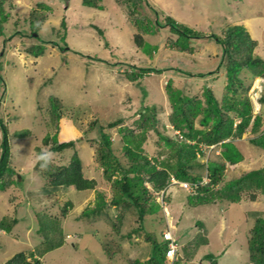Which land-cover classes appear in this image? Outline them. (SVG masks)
<instances>
[{"label":"rangeland","instance_id":"rangeland-1","mask_svg":"<svg viewBox=\"0 0 264 264\" xmlns=\"http://www.w3.org/2000/svg\"><path fill=\"white\" fill-rule=\"evenodd\" d=\"M93 1L98 6L85 0L6 2L7 7L12 5V17L2 27L0 37V121L10 137L15 184L0 190V264H13L10 261L19 254L27 255L29 262H34V255L42 264H147L153 255L147 234L161 244L175 242L176 264H249V241L256 220L264 218L263 190L243 191L245 198L240 203L217 201L215 205L192 207L191 186L173 175L167 189L154 196L160 205L157 212L145 215L141 221L134 208L125 212L112 204L120 194L113 181L123 174L120 171L108 181L99 151L105 133L110 136L116 159L124 166L131 165L123 150L121 130L141 132L142 111L152 106H157L159 132L179 136L178 131L170 129L173 109L166 91L169 81L174 89L202 101L205 88H211L219 102L226 94L225 73L216 72L223 57L222 46L207 37L196 39L191 43L192 52L179 57L176 48L168 44L176 38L170 28L151 35L153 28L158 29V22L166 26L170 17L208 36H224L241 24L259 41L256 54L264 59V0ZM134 19L138 25L132 23ZM36 26L40 31L32 36ZM136 34L144 37L143 48L136 45ZM156 45L158 50L150 58ZM34 46L38 51L44 47V54L34 57L30 52ZM145 60L148 63L144 64ZM133 66L136 69H131ZM143 67L172 71L145 74L131 82L126 72L135 74ZM181 69L186 75L179 72ZM242 77L247 79L244 73ZM255 83L250 90L254 114L262 113L264 117V104L258 100L264 96V81L258 79ZM52 97L76 109L71 110V120L53 121ZM200 119L196 127L202 129ZM113 123L117 126L111 127ZM25 130L31 135L18 138L17 134ZM262 131L264 120L258 133L252 135L248 128L243 138H236L235 147L245 159L237 165L227 163L218 188L264 168V149L250 142ZM47 136L48 145L44 141ZM55 136L58 144L76 143L86 177L97 181L95 190H54L50 185L58 169L68 166L75 153L73 149L54 152L58 145L52 141ZM2 139L0 125V159ZM144 141V155L157 159L161 169L160 162L171 151L156 130L147 131ZM206 150L205 156L214 147ZM212 158L216 160L214 154ZM146 186L152 191L151 185ZM254 192L257 199L252 201ZM103 201L107 207L101 209L102 215L94 216L92 211L99 209L98 202ZM16 219L19 221L14 225ZM209 255L214 259H207Z\"/></svg>","mask_w":264,"mask_h":264},{"label":"trees","instance_id":"trees-1","mask_svg":"<svg viewBox=\"0 0 264 264\" xmlns=\"http://www.w3.org/2000/svg\"><path fill=\"white\" fill-rule=\"evenodd\" d=\"M85 1L91 6H98L99 4L93 0ZM6 2L7 0H0V37L3 35L2 27L4 24L9 23L8 20L12 17L10 10L12 5L7 7ZM118 2L122 3V0ZM38 7L40 8L41 5H38ZM7 8H9V11H7ZM43 9L46 8L44 7ZM134 14L135 11H133L132 15ZM1 17H3V20ZM131 21L138 25L135 19ZM166 22V26L158 22V29L153 28L151 35H155L157 31L165 27L170 28L171 33L176 38L168 44L172 49L176 48L175 51L179 57L193 50L191 43L196 39L207 37L222 46L223 57L219 59L221 56H217V59L220 60V65L216 69V72L218 74L220 71L225 73L223 75L227 78L228 83L226 94L222 102H219L211 88H205V101H202L196 97H189L182 90L174 89L172 81H169L166 84V91L173 109V112L170 114V129L174 132L178 131L180 135H175L174 138L161 134L159 132L160 121L157 119V106L145 108L142 111L143 115L140 117L142 121L139 125L141 132L136 133L129 129L121 130L125 134H123L125 143L123 150L131 160V165L124 166L116 159L110 136L103 133V148L99 151V159L104 170V175L111 182L116 173L121 171L123 174L120 179L113 181V185L119 187L120 194L113 199L112 204L125 212L134 208L139 213L141 221L145 215L157 212L156 208L160 207V205L156 202L154 196L158 192L167 189L173 175L180 182L193 184L194 189H196L195 193L190 195L192 207L212 205L216 204L217 201H228L231 204L240 203L245 198L243 191L255 189L263 190L264 192V168L245 173L239 179H233L226 182L222 188H217L223 180L226 164L236 165L244 160V156L235 147L236 138H243L248 128H250L253 135L258 133L260 128L263 127V114H254L255 106L250 96V90L257 79H261L262 82L264 81V59L256 54L259 41L255 40L247 28L241 24L229 29L224 36L215 34L208 36L207 34H198V32H195L190 27L180 25L170 17L166 19ZM62 26L65 27L66 23L63 22ZM92 28L103 36V32L97 26L92 25ZM38 31H40L39 27L36 26L35 30L32 29L31 35L33 36L34 32L38 34ZM134 37L136 45L139 48H143L144 37L140 34H136ZM35 48L37 46L31 48L30 51L34 57L37 58L44 54V47H40L39 51ZM157 50V45L151 49L150 58ZM150 58L148 57L149 60H151ZM96 60L104 62L102 59L96 58ZM143 63H148V60L143 61ZM131 69L134 70L136 68L133 66ZM138 71L135 74L126 72L131 82L137 81L145 74L155 73L159 75L172 70L169 68L157 70L155 68L143 67L139 68ZM179 72H182V69ZM243 73L247 79H250L249 83L246 82L247 79L242 77ZM188 75L194 76L192 73H188ZM198 75L199 77L203 76L202 74ZM142 91L145 92L144 89ZM51 100L53 121L58 122L64 118L71 120L69 118L71 110L76 109H72L71 106L70 108L64 106L59 98L52 97ZM258 100L264 104V96H261ZM199 117H201L199 125L202 129L196 127V120ZM0 125L3 128L2 157L0 159V190L3 191L15 184L13 178L15 175L13 169L10 167L11 147L9 133L2 121H0ZM114 126H117V123L111 124V127ZM150 129L156 130V133L161 138V142L171 151L169 157L160 162L161 169L158 168L157 159L153 161L144 155L143 143L146 139V133ZM260 133L259 137L250 140V142L264 149V131ZM30 135L31 132L25 130L17 134V137L25 138ZM56 137H53L52 140L55 145L58 144V141L55 140ZM44 141L48 145L50 143V136H47ZM209 147H214L212 152H220V155L217 156V160L213 161L211 159L209 163L204 164L198 157V153H206V149ZM70 149L75 151L70 164L58 169L59 172L54 176V180H51L50 185L53 186L54 190L60 188H73L77 191L95 190L97 181L86 177L84 163L76 150L75 142L58 144L53 148V151L62 153ZM201 169H204L205 172L200 171ZM42 175L45 176L46 174L42 173ZM206 176L209 178L210 183L203 184V179ZM147 183L153 187L152 191L147 188ZM195 198L197 200L196 203L193 202ZM256 199L257 195L254 192L251 195V200L255 201ZM68 204L70 205V203ZM104 207H107L104 201L98 202L99 209L92 211L93 215H102L101 209H104ZM122 218L123 216H121ZM17 221L19 220L16 219L14 221V225ZM147 241L152 245L154 250L147 264H176V262L171 263L167 257L169 241L161 244L152 234H147ZM249 252V264H264V218L256 220L253 238L249 241ZM26 256L24 254L16 255L10 263L42 264L40 258L32 255L34 262H29ZM207 259L213 260L214 257L209 255Z\"/></svg>","mask_w":264,"mask_h":264},{"label":"clouds","instance_id":"clouds-1","mask_svg":"<svg viewBox=\"0 0 264 264\" xmlns=\"http://www.w3.org/2000/svg\"><path fill=\"white\" fill-rule=\"evenodd\" d=\"M192 51H189L187 54H189V53H191ZM258 80V79H257ZM205 154L206 153H198V157L202 160V163H204V164H207V163H209V160H211V159H213L212 158V154H214L215 155V158H216V160H217V156H219L220 155V152H211V153H209L207 156H205ZM206 161V162H205ZM214 161V160H213ZM243 162V161H242ZM242 162H240V163H242ZM240 163H238V164H240ZM229 164V163H228ZM227 165V164H226ZM231 165V164H230ZM237 165V164H236ZM226 171V170H225ZM180 183H183V182H180ZM208 183H210V180H209V178L206 176V177H204V179H203V184H208ZM185 184V183H184ZM188 186H191V188H192V191H193V193L192 194H194L195 193V191H196V189H194V187H193V184H191V183H186ZM217 188H218V186H217ZM164 193V192H163ZM191 194V195H192ZM225 202H228V201H225ZM242 202V201H241ZM218 203H219V201H218ZM228 204H230L231 205V203L230 202H228ZM234 204V203H233ZM215 205V204H214ZM171 240V239H170ZM170 245V244H169ZM168 257V256H167ZM169 259V258H168ZM170 261V260H169ZM171 263H174L175 261H170ZM210 264H213V263H210Z\"/></svg>","mask_w":264,"mask_h":264},{"label":"built area","instance_id":"built-area-1","mask_svg":"<svg viewBox=\"0 0 264 264\" xmlns=\"http://www.w3.org/2000/svg\"><path fill=\"white\" fill-rule=\"evenodd\" d=\"M177 253H178V246L175 245V242L173 241L169 245V251L167 253V256H168L169 260L170 261H174L176 259V257H177Z\"/></svg>","mask_w":264,"mask_h":264},{"label":"crops","instance_id":"crops-1","mask_svg":"<svg viewBox=\"0 0 264 264\" xmlns=\"http://www.w3.org/2000/svg\"><path fill=\"white\" fill-rule=\"evenodd\" d=\"M133 26V25H132ZM247 30L249 31V29L247 28ZM250 34H252L250 31H249ZM253 37V36H252ZM184 55H187V53H185ZM256 85V83H255ZM245 159V158H244ZM244 161V160H243Z\"/></svg>","mask_w":264,"mask_h":264},{"label":"bare ground","instance_id":"bare-ground-1","mask_svg":"<svg viewBox=\"0 0 264 264\" xmlns=\"http://www.w3.org/2000/svg\"><path fill=\"white\" fill-rule=\"evenodd\" d=\"M186 184V183H185ZM154 251V250H153Z\"/></svg>","mask_w":264,"mask_h":264}]
</instances>
